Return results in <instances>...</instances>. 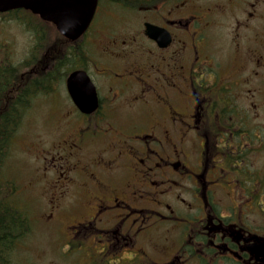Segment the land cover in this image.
I'll return each mask as SVG.
<instances>
[{
	"label": "flooded vegetation",
	"instance_id": "af4514ba",
	"mask_svg": "<svg viewBox=\"0 0 264 264\" xmlns=\"http://www.w3.org/2000/svg\"><path fill=\"white\" fill-rule=\"evenodd\" d=\"M30 15L0 114L8 80L46 102L39 225L90 264H264V0H96L75 40Z\"/></svg>",
	"mask_w": 264,
	"mask_h": 264
},
{
	"label": "rangeland",
	"instance_id": "374dc122",
	"mask_svg": "<svg viewBox=\"0 0 264 264\" xmlns=\"http://www.w3.org/2000/svg\"><path fill=\"white\" fill-rule=\"evenodd\" d=\"M29 23L33 24L34 19L22 12L0 15V43L4 39L12 48L11 60L15 59L14 51L17 50L18 58L25 60L30 50V29L26 25ZM47 113L46 102L36 98L17 132L6 161L7 176L18 186V205L31 219L34 227L16 244L11 257L15 264H90L85 252H73L64 234H60L54 225L48 224L49 228H45L37 221L42 206L31 192V189H37L34 184L37 176L36 160L33 156L36 145L49 140ZM250 120L252 124L256 121L252 116ZM261 123L264 124L262 115ZM50 230L52 235L46 233Z\"/></svg>",
	"mask_w": 264,
	"mask_h": 264
},
{
	"label": "trees",
	"instance_id": "16d2710c",
	"mask_svg": "<svg viewBox=\"0 0 264 264\" xmlns=\"http://www.w3.org/2000/svg\"><path fill=\"white\" fill-rule=\"evenodd\" d=\"M13 72V67L9 66L8 77H14ZM7 83L6 108L0 114V264H14L11 254L28 230L27 216L16 197L18 186L7 176L5 166L13 141L37 94L31 89L32 83H25L19 99H12L13 92H8L12 82L8 80Z\"/></svg>",
	"mask_w": 264,
	"mask_h": 264
},
{
	"label": "water",
	"instance_id": "95a60500",
	"mask_svg": "<svg viewBox=\"0 0 264 264\" xmlns=\"http://www.w3.org/2000/svg\"><path fill=\"white\" fill-rule=\"evenodd\" d=\"M96 0H0V12L23 8L51 21L64 37L75 40L86 29ZM76 74H71L70 81ZM73 97L74 94L72 93ZM75 99V98H74ZM78 99V97H77ZM77 99H75L77 101Z\"/></svg>",
	"mask_w": 264,
	"mask_h": 264
}]
</instances>
